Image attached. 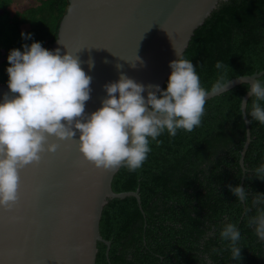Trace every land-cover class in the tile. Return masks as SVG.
Returning <instances> with one entry per match:
<instances>
[{"label":"trees","instance_id":"trees-1","mask_svg":"<svg viewBox=\"0 0 264 264\" xmlns=\"http://www.w3.org/2000/svg\"><path fill=\"white\" fill-rule=\"evenodd\" d=\"M15 1L0 0V84H7L11 49L23 50L36 40L51 50L69 5L68 0H39L12 15ZM21 32L32 33V39L25 40ZM184 56L197 65L205 88L219 74L217 61L229 65L230 81L263 72L264 0L221 1L196 30ZM247 93L241 84L207 100L199 126L191 132L178 129L175 137L165 131L159 144L150 141L151 151L136 171L121 166L113 190L139 191L142 204L136 197L109 200L100 230L111 245L99 242L97 264H234L219 235L225 222L240 228V264H264V241L248 226L245 206L227 188H249V206L254 192L264 193V181L248 179L251 169L264 163V124L249 116L251 142L241 164L248 132L240 100Z\"/></svg>","mask_w":264,"mask_h":264},{"label":"water","instance_id":"water-1","mask_svg":"<svg viewBox=\"0 0 264 264\" xmlns=\"http://www.w3.org/2000/svg\"><path fill=\"white\" fill-rule=\"evenodd\" d=\"M221 1L226 0H68L51 50L79 57L92 78L85 102V113H91L107 95L103 85L121 73L163 89L169 62L177 59L175 48L184 55ZM241 84L235 78L225 92L206 101ZM5 92L10 93L7 84H0V98ZM251 97L248 92L243 101ZM243 117L248 132L244 167L251 133L246 112ZM47 143H57L56 151H45L39 162L20 168L19 200L11 209L0 207V264H97L99 242L111 245L100 230L104 208L110 199L127 197H136L141 206L139 191L116 193L113 180L121 167H96L79 151L78 141L48 136Z\"/></svg>","mask_w":264,"mask_h":264},{"label":"clouds","instance_id":"clouds-1","mask_svg":"<svg viewBox=\"0 0 264 264\" xmlns=\"http://www.w3.org/2000/svg\"><path fill=\"white\" fill-rule=\"evenodd\" d=\"M21 36L32 39V33L21 32ZM22 47L23 50L11 49L7 56V86L10 93L18 95L5 92L0 98L2 208H11L18 200V170L39 162L41 153L56 151L57 143H47L45 147L48 136L78 141L79 151L98 168L123 166L136 171L151 151L150 141L161 143L158 137L165 131L171 137L178 129L191 132L201 123L206 97L225 92L230 81L226 75L229 65L217 61L219 74L211 87L205 88L197 65L174 47L177 59L169 62L166 88L138 83L121 73L118 80L103 85L107 95L102 106L85 113L92 78L80 66L79 57L68 49L63 54L60 48L47 49L36 40ZM239 79L253 97L250 109L249 103L240 100L241 111L264 124V73L244 74ZM145 91L146 96L142 95ZM251 173L249 180L255 177L264 181V163L251 169ZM227 188L245 206L248 226L264 241V193L254 192L249 206V188L239 184H228ZM253 208L255 214L249 215ZM219 235L227 242L230 259L240 264L243 245L238 224L225 222Z\"/></svg>","mask_w":264,"mask_h":264},{"label":"rangeland","instance_id":"rangeland-1","mask_svg":"<svg viewBox=\"0 0 264 264\" xmlns=\"http://www.w3.org/2000/svg\"><path fill=\"white\" fill-rule=\"evenodd\" d=\"M37 4H39V0H16L10 8V12L14 15L18 11H22Z\"/></svg>","mask_w":264,"mask_h":264},{"label":"snow or ice","instance_id":"snow-or-ice-1","mask_svg":"<svg viewBox=\"0 0 264 264\" xmlns=\"http://www.w3.org/2000/svg\"><path fill=\"white\" fill-rule=\"evenodd\" d=\"M18 200H19V197H18ZM18 200H17V201H18ZM14 206H15V205H14ZM14 206H13V207H14ZM13 207H11V208H13ZM11 208H10V209H11Z\"/></svg>","mask_w":264,"mask_h":264}]
</instances>
